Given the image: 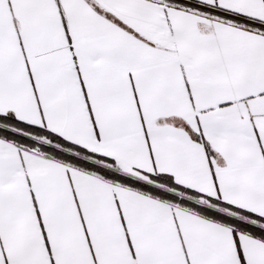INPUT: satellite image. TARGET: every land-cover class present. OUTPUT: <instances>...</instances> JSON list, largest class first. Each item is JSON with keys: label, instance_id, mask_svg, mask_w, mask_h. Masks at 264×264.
I'll return each instance as SVG.
<instances>
[{"label": "snow or ice", "instance_id": "snow-or-ice-1", "mask_svg": "<svg viewBox=\"0 0 264 264\" xmlns=\"http://www.w3.org/2000/svg\"><path fill=\"white\" fill-rule=\"evenodd\" d=\"M0 264H264V0H0Z\"/></svg>", "mask_w": 264, "mask_h": 264}]
</instances>
